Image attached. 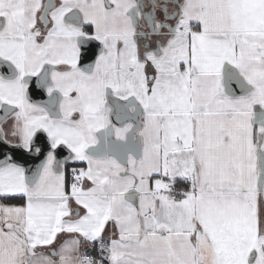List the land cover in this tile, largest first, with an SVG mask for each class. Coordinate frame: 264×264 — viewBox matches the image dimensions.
<instances>
[{
	"label": "snow or ice",
	"instance_id": "obj_1",
	"mask_svg": "<svg viewBox=\"0 0 264 264\" xmlns=\"http://www.w3.org/2000/svg\"><path fill=\"white\" fill-rule=\"evenodd\" d=\"M0 68V264H264V0H0Z\"/></svg>",
	"mask_w": 264,
	"mask_h": 264
},
{
	"label": "water",
	"instance_id": "obj_2",
	"mask_svg": "<svg viewBox=\"0 0 264 264\" xmlns=\"http://www.w3.org/2000/svg\"><path fill=\"white\" fill-rule=\"evenodd\" d=\"M95 45H97V43L93 42L90 46L84 49L85 51L82 52V57L80 60L81 66H84L85 64H91L94 62L95 56L99 52V50L96 51L92 50L95 48ZM0 72L6 74V70L3 68H0ZM29 98L31 100L36 101L37 103H44L48 99L46 92L43 89H39L36 87L35 78H32L30 82ZM44 139H45L44 134L41 133L38 137V140L43 141ZM5 152H12L15 162L24 165V167L28 169H35V167L39 165L43 159V156L34 157L32 155L23 152V150L9 149L6 145L3 144V142H0V158L3 157V154ZM65 155H66V150L64 148H60L57 152V158L58 159L63 158Z\"/></svg>",
	"mask_w": 264,
	"mask_h": 264
},
{
	"label": "crops",
	"instance_id": "obj_3",
	"mask_svg": "<svg viewBox=\"0 0 264 264\" xmlns=\"http://www.w3.org/2000/svg\"><path fill=\"white\" fill-rule=\"evenodd\" d=\"M89 31H90V29H88ZM31 100V99H30ZM32 102H34V103H37L36 101H34V100H31ZM22 165V164H21ZM22 166H24V165H22ZM182 185H180V184H178V187H181ZM19 201H8V203H18ZM67 237L66 236H64V235H61V236H59V238H58V240H57V244H59L60 243V241H63L64 239H66ZM44 251H48V249H43Z\"/></svg>",
	"mask_w": 264,
	"mask_h": 264
},
{
	"label": "flooded vegetation",
	"instance_id": "obj_4",
	"mask_svg": "<svg viewBox=\"0 0 264 264\" xmlns=\"http://www.w3.org/2000/svg\"><path fill=\"white\" fill-rule=\"evenodd\" d=\"M145 2H147V0H145ZM145 10L147 11V9H145ZM145 30H147V29H145ZM92 50H95V51H96V50H99V49H98V45H95V48H94V49H92ZM83 51H85V50H84V49H82V52H83Z\"/></svg>",
	"mask_w": 264,
	"mask_h": 264
},
{
	"label": "built area",
	"instance_id": "obj_5",
	"mask_svg": "<svg viewBox=\"0 0 264 264\" xmlns=\"http://www.w3.org/2000/svg\"><path fill=\"white\" fill-rule=\"evenodd\" d=\"M90 254H92V253H90Z\"/></svg>",
	"mask_w": 264,
	"mask_h": 264
}]
</instances>
